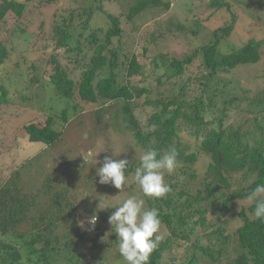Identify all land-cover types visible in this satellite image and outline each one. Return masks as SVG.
I'll list each match as a JSON object with an SVG mask.
<instances>
[{"label":"trees","instance_id":"trees-1","mask_svg":"<svg viewBox=\"0 0 264 264\" xmlns=\"http://www.w3.org/2000/svg\"><path fill=\"white\" fill-rule=\"evenodd\" d=\"M58 1L0 0V107L9 102L8 91L2 85L4 79L12 78L9 71L19 81L23 78V88L14 92L21 107H30L33 101L41 99L49 84L68 100L99 104L101 107L95 112L107 108L103 107L105 103L119 104L123 128L139 150L151 147L162 153L174 145L179 153L176 171L165 176L172 191L163 198L143 197L146 207L158 209L161 220L162 240L148 264H200V260L202 264H264V222L254 217V202L249 200L255 187L264 184V86L256 85L255 93L251 88L243 89L241 78L235 73L260 62L264 40L253 36L222 53L221 41L232 36L239 19L227 0H206V7L213 9L210 16L224 10L229 20L213 31L209 43L180 59L173 57L169 61L166 56L156 55L149 70L156 77L153 91L142 85L147 84L145 81H130L142 76L141 70L145 71L135 54L125 60L127 65H121L124 75L119 73V53L109 49L112 39L123 34L119 17L106 14L109 25L105 30L96 28L86 36L79 32L73 37L71 23L75 18L87 30L95 11H102L97 5L99 0H73L75 8L68 19L52 28L55 38L48 42L51 45L54 41L55 50L65 48L66 52L77 51L79 55L85 49L92 50L88 59L85 54L82 56L81 70L63 67L57 57L50 55L53 72L42 79L18 71L33 60L34 55L27 57L32 49L24 48L16 59L15 48L9 45L18 41L29 43L38 49L34 54H43L48 45L38 48L31 43L30 26L20 25L26 23L25 15L31 16L34 9ZM174 1L133 0L124 16L130 22L141 14L166 13ZM257 2L261 1L247 0L241 4L248 10L247 20L258 23L264 32V23L260 22L264 7ZM201 10L205 11V6L201 5L196 13ZM206 19L196 15L193 26L199 27ZM8 24L13 27L8 28ZM174 28L184 36L198 33L183 24ZM147 48H142V55L148 53ZM197 59L201 74L187 76ZM75 73L79 79L73 78ZM238 89L240 92L235 93ZM141 113L148 115L145 124ZM67 115L68 110L64 109L57 118L64 124ZM54 121L55 117L50 116L43 124L25 125L28 140L47 147L55 145L62 132L53 128ZM3 143L0 140L4 148ZM14 160L12 156L11 161ZM198 164L203 169L196 168ZM23 165L25 162L5 178L0 174V264H92L82 252L84 248L93 264H106L103 259L107 252L99 246L104 242L102 237L110 232L108 217L116 206H108L101 198L94 200L92 206V202L79 205L67 187L59 191V187L45 181L39 189L24 192L20 185ZM138 165L139 162L130 163L126 177L132 178ZM130 189V195L139 194L138 186L137 193ZM79 206H85V211ZM105 207L109 208L102 209ZM82 215L97 216L90 247L88 232L79 233L74 224ZM108 240L106 248L111 246L116 251L115 255L110 252L111 264L122 263L115 234H110Z\"/></svg>","mask_w":264,"mask_h":264},{"label":"rangeland","instance_id":"rangeland-1","mask_svg":"<svg viewBox=\"0 0 264 264\" xmlns=\"http://www.w3.org/2000/svg\"><path fill=\"white\" fill-rule=\"evenodd\" d=\"M246 1L227 0L232 11L237 13L239 25L229 39L221 41L220 50L222 53H227L230 47L237 46L253 36L264 40V32L258 23L254 24L251 20H247L248 10H245V5L241 4V2L245 4ZM260 1L264 7V0ZM260 3L257 2L258 5ZM131 4H133V0H99L97 5L101 6L102 11H95L87 30H83L82 26L79 25V19L75 18L71 23L74 28L72 35L75 37L79 32H83L86 36L96 28L105 30L109 25L105 17L106 14L119 17L123 34L118 38H113L112 45L109 46V49L119 53V73L121 76L124 75L121 65L135 54L138 63L145 67V71L141 70L142 76L133 77L130 81L132 84L145 81L147 84L143 82L142 85L148 86L153 91L157 86L156 77L152 76L149 70L153 66L152 62L156 55L166 56L169 61L173 57L180 59L183 55L190 54L194 49L209 43L213 31L224 26L229 20V14L224 10H219L210 16L213 9L206 7L208 6L206 0H175L166 13L141 14L133 21L127 22L124 15L127 14ZM74 5L73 0H59L50 6L34 9L31 16L29 13L25 15L23 21L26 23L20 25L23 27L30 26L28 30L32 35L31 43L37 47L48 45L43 54H34L38 49H33L29 43L26 44L23 41L13 43V46H11L12 44L9 45L11 48H15L16 59L19 57L17 54L24 52V48L32 49L31 54L27 57L31 58L34 55L33 60H28L25 66L18 68V71L27 72L29 76L33 74L42 79L45 74L53 72L50 55L57 57L63 67H68L70 70L75 69L78 72L81 70L82 56L85 54L86 59H88L93 53L92 50L85 49L79 55L77 51L66 52L65 48L55 50L54 41L51 45L48 42V39L54 37L52 28L57 24H62L63 19H68L69 12L75 8ZM201 5L205 6V11L201 10L196 13ZM196 15L202 19L207 18L197 28L193 26ZM248 17L250 18V16ZM260 22L264 23V17L261 18ZM180 24L191 27L198 32L197 35L187 34L184 36L174 28ZM7 27L11 29L13 25L9 26L8 24ZM249 30L252 32L250 33ZM6 35H4V39ZM73 44L75 43L73 42ZM143 47H148L146 55H142ZM105 55L109 58L108 52H105ZM9 61L10 58L5 65ZM125 65H127V61ZM199 66V60H194L186 75L197 76L201 74ZM32 67L34 70H31ZM9 73L12 78H6L2 83L8 91L9 102L0 107V140L5 142L3 143L4 148L11 150V153L5 152V149L0 146V174L2 177H7L14 168H20L25 162L21 169L20 179V185L24 192L39 189L45 181V183L59 187V191L67 187L79 205L92 202V206L94 200L101 198L108 206L114 207L126 199L128 194L130 195L128 191L131 190L130 188H132L133 194L137 193V186L133 183L132 178L127 177V187L120 191L111 185L99 184L95 174L96 168L101 166L105 156H111L113 159H128L130 163L139 162V155L142 151L135 146L130 133L123 128L119 104L105 103L103 107L107 106V108H104L100 113L95 112L101 107L99 104L83 102L76 98L68 100L60 96L55 87L49 84L41 99L33 101L30 107H21L14 92L16 94L18 89L23 88V78L19 81L11 71ZM235 73L241 78L240 86L243 89L251 88L250 90L255 93L256 85L260 84L263 87L264 46L261 49V60L258 64ZM73 78L79 79V75L75 73ZM246 83L248 84L245 87ZM239 92L240 89L235 90V93ZM152 96L154 97L155 94ZM64 109L68 110V115L67 122L63 124L61 119L57 117ZM50 116L55 117L53 128L62 132L59 141L48 147L43 143L30 142L24 131V126L29 123L43 124V121ZM147 117L148 115L141 113L140 118L144 124ZM190 143L192 144V142ZM12 156L15 158L13 162L11 161ZM196 168L203 169V165L198 164ZM132 184L134 187H130ZM243 204L244 202L239 206ZM79 208L85 211V206H79ZM86 208L91 210L88 205ZM81 210L80 212H82ZM88 217L89 215H82L75 220L74 224L79 233L86 231L81 228L80 221H86ZM87 232L90 247L92 245L90 236L93 235V231ZM99 247L107 252L103 261L106 264H111L110 259L113 257H111L110 252L115 255L116 251L111 246L106 248L105 242L100 243ZM82 252L88 256L93 264L94 260H92L89 252L85 248ZM199 263L202 264L201 260ZM116 264L122 263L117 261Z\"/></svg>","mask_w":264,"mask_h":264},{"label":"clouds","instance_id":"clouds-1","mask_svg":"<svg viewBox=\"0 0 264 264\" xmlns=\"http://www.w3.org/2000/svg\"><path fill=\"white\" fill-rule=\"evenodd\" d=\"M178 155L174 145H170L162 153L149 147L139 155V165L132 176L138 186L139 194L128 196L114 208L108 217L110 232L102 237L104 242L109 243V235L115 234L122 264H148L151 253L157 249L162 240L159 234L161 226L159 211L155 207H146V200L143 197L163 198L172 191L165 176L176 171ZM129 165L128 159H113L111 156H105L101 166L96 168L98 183L111 185L120 191L124 190L128 183L125 173ZM249 200L254 202V217L264 222V184L255 187ZM106 208L109 207L102 209ZM96 221L97 216L91 215L86 221H80V226L86 231H92Z\"/></svg>","mask_w":264,"mask_h":264}]
</instances>
